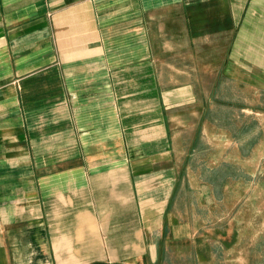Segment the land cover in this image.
Listing matches in <instances>:
<instances>
[{
  "label": "crops",
  "instance_id": "crops-1",
  "mask_svg": "<svg viewBox=\"0 0 264 264\" xmlns=\"http://www.w3.org/2000/svg\"><path fill=\"white\" fill-rule=\"evenodd\" d=\"M0 264H264V0H0Z\"/></svg>",
  "mask_w": 264,
  "mask_h": 264
}]
</instances>
